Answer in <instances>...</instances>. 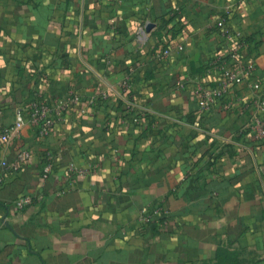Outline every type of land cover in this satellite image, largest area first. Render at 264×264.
I'll return each instance as SVG.
<instances>
[{
	"label": "crops",
	"instance_id": "1",
	"mask_svg": "<svg viewBox=\"0 0 264 264\" xmlns=\"http://www.w3.org/2000/svg\"><path fill=\"white\" fill-rule=\"evenodd\" d=\"M240 36L255 69L200 111ZM72 89L0 143V264H264V0H0V123Z\"/></svg>",
	"mask_w": 264,
	"mask_h": 264
},
{
	"label": "built area",
	"instance_id": "2",
	"mask_svg": "<svg viewBox=\"0 0 264 264\" xmlns=\"http://www.w3.org/2000/svg\"><path fill=\"white\" fill-rule=\"evenodd\" d=\"M218 27L220 33L225 37H232L235 35L234 30L227 24L226 19L221 18L218 21ZM243 36L238 37L235 42L232 52L237 60V68H226L224 72V79L217 86H201L198 93V103L200 111L207 110L222 101L224 97L230 92L231 88L238 84L245 76L249 75L255 66L252 63H244L241 59L242 55L240 50L244 45ZM172 55L171 49H165L163 56L161 58H168ZM123 86L126 89L131 87L129 81L125 80ZM254 87L260 89L262 84L260 81L254 82ZM79 95L75 89H72L69 96L64 99L61 103L53 102L50 103L46 100H42L34 104L28 112L23 109L17 111V121L12 126H5L0 123V143L10 144L15 136V133L20 130L26 122H29L38 135L46 136L48 135L59 116H63V112L68 110L73 103L79 101ZM252 105L256 108L260 115L253 117L249 128L254 131L256 138H264V101L252 102ZM32 156V151L29 149L21 150L14 161L11 163V167L15 171H19L23 162L27 161ZM46 158V156H45ZM6 163V162H4ZM51 164L45 163L43 166V174L45 177L48 176L51 170ZM33 198L30 195H21L14 201L17 208L22 209L29 203H31ZM147 215H143V219H147Z\"/></svg>",
	"mask_w": 264,
	"mask_h": 264
}]
</instances>
